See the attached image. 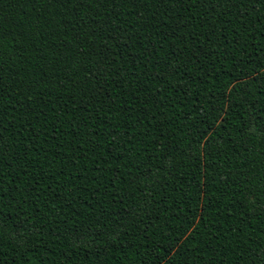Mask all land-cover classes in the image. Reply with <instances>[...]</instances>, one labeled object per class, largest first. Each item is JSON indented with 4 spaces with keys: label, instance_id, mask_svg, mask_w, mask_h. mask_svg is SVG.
I'll return each instance as SVG.
<instances>
[{
    "label": "trees",
    "instance_id": "1",
    "mask_svg": "<svg viewBox=\"0 0 264 264\" xmlns=\"http://www.w3.org/2000/svg\"><path fill=\"white\" fill-rule=\"evenodd\" d=\"M0 264H264V0H0Z\"/></svg>",
    "mask_w": 264,
    "mask_h": 264
}]
</instances>
